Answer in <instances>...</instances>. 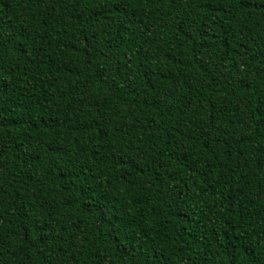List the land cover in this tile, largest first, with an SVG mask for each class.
<instances>
[{
  "label": "trees",
  "instance_id": "trees-1",
  "mask_svg": "<svg viewBox=\"0 0 264 264\" xmlns=\"http://www.w3.org/2000/svg\"><path fill=\"white\" fill-rule=\"evenodd\" d=\"M246 3L0 0V264H264Z\"/></svg>",
  "mask_w": 264,
  "mask_h": 264
},
{
  "label": "snow or ice",
  "instance_id": "snow-or-ice-1",
  "mask_svg": "<svg viewBox=\"0 0 264 264\" xmlns=\"http://www.w3.org/2000/svg\"><path fill=\"white\" fill-rule=\"evenodd\" d=\"M241 3H242V6H245V7H249L250 5H248L246 3V0H241ZM260 4L262 7H264V0H260Z\"/></svg>",
  "mask_w": 264,
  "mask_h": 264
}]
</instances>
